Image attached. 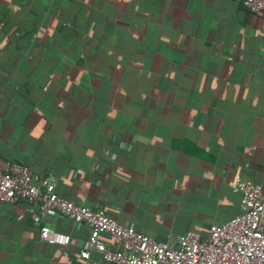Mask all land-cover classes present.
I'll return each mask as SVG.
<instances>
[{
  "label": "crops",
  "instance_id": "obj_1",
  "mask_svg": "<svg viewBox=\"0 0 264 264\" xmlns=\"http://www.w3.org/2000/svg\"><path fill=\"white\" fill-rule=\"evenodd\" d=\"M0 156L174 245L264 185V14L241 0H0ZM0 201V264H106L88 228ZM99 238L110 248L116 241Z\"/></svg>",
  "mask_w": 264,
  "mask_h": 264
},
{
  "label": "built area",
  "instance_id": "obj_2",
  "mask_svg": "<svg viewBox=\"0 0 264 264\" xmlns=\"http://www.w3.org/2000/svg\"><path fill=\"white\" fill-rule=\"evenodd\" d=\"M241 5L249 13L264 14V0H241ZM233 190L240 194L237 215L212 224L206 235L188 230L169 245L118 224L101 209L60 197L51 178L0 156V201H23L36 208L31 220L39 226L38 238L48 244H65L68 236L40 225L42 217L61 215L84 224L89 233L79 257L87 260L94 250L106 264H264V185L236 176ZM101 233L111 236L117 248L106 246Z\"/></svg>",
  "mask_w": 264,
  "mask_h": 264
}]
</instances>
